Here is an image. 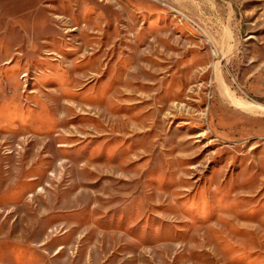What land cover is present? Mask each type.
Instances as JSON below:
<instances>
[{
	"label": "rangeland",
	"instance_id": "1",
	"mask_svg": "<svg viewBox=\"0 0 264 264\" xmlns=\"http://www.w3.org/2000/svg\"><path fill=\"white\" fill-rule=\"evenodd\" d=\"M232 97L264 105V0H0V264H264Z\"/></svg>",
	"mask_w": 264,
	"mask_h": 264
},
{
	"label": "bare ground",
	"instance_id": "2",
	"mask_svg": "<svg viewBox=\"0 0 264 264\" xmlns=\"http://www.w3.org/2000/svg\"><path fill=\"white\" fill-rule=\"evenodd\" d=\"M225 86V85H224ZM223 88V87H222ZM226 89V88H225ZM229 91V90H228ZM224 94V93H223ZM225 95V94H224ZM228 96V95H227ZM224 97V96H223ZM234 97H235V95H234ZM234 97H232V99H230V100H232V102L234 103V104H236V106H239V107H241V108H243V109H247V110H250V111H252V110H262V111H264V105H262V104H258V103H255V102H251V100L250 101H243V100H241V99H237V97L236 98H234ZM239 97V96H238ZM243 98V97H242ZM226 99V98H225ZM229 100V101H230ZM247 100V99H246ZM233 103H231V104H233ZM235 106V107H236ZM237 108V107H236ZM249 113V112H248ZM251 113V112H250ZM254 114V113H253ZM257 114V113H256ZM260 114V113H259Z\"/></svg>",
	"mask_w": 264,
	"mask_h": 264
}]
</instances>
